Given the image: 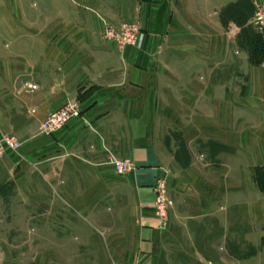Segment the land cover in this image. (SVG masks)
Masks as SVG:
<instances>
[{
    "label": "crops",
    "instance_id": "obj_1",
    "mask_svg": "<svg viewBox=\"0 0 264 264\" xmlns=\"http://www.w3.org/2000/svg\"><path fill=\"white\" fill-rule=\"evenodd\" d=\"M260 1L0 0V130L20 142L0 157V184L24 194L9 213L92 264H165L164 241L182 234L215 264H264V35L248 33ZM101 19L136 22L135 46L104 39ZM67 99L78 114L40 134ZM105 149L134 169L115 171ZM164 174L163 229L152 184Z\"/></svg>",
    "mask_w": 264,
    "mask_h": 264
},
{
    "label": "rangeland",
    "instance_id": "obj_2",
    "mask_svg": "<svg viewBox=\"0 0 264 264\" xmlns=\"http://www.w3.org/2000/svg\"><path fill=\"white\" fill-rule=\"evenodd\" d=\"M242 14L244 15V11L242 12ZM100 21L102 24L100 35L104 39L112 41L119 49L135 46L140 34V28L136 22H131L137 27L135 40L132 43H128L127 45L119 46L112 35L105 34L104 25H106L107 28H110L114 35V32H119L120 24L124 21H119L115 24H109L102 19ZM103 21L105 22V24ZM248 33L251 34L254 38L261 36L256 31H254L253 28L248 30ZM261 118L264 122V100L263 108L261 109ZM0 132L13 135L1 130ZM166 138L167 140L168 138L172 140V145L175 148V159L177 163L179 165H185V163L187 162V155L183 146V142L179 138V135L175 132L166 131ZM208 147L214 149V146L209 145ZM5 151H9V149H4L3 152ZM202 161H204L203 164L204 167L207 168V171L210 170L209 167L217 166L216 159L213 157L204 156L202 157ZM262 161V163L264 164V157ZM133 169L134 167L128 171H131ZM164 175L167 185L168 177L166 174ZM9 185L10 184H0V264H92L91 259L94 257L93 253H58L55 251L56 238L53 234L50 235L51 231L43 227L39 220L35 221L28 218L25 219V216H23V214L9 213L10 208L13 206V200L11 199V197L14 198L15 194L18 192L21 198H23L24 196L23 190L19 191L18 189H13L14 186ZM33 191L37 190L33 189ZM188 196H190V193H188ZM21 200L22 199H20L19 201ZM262 233L264 234V230L262 231ZM183 235L184 234H182V236L177 238L175 241H172L170 239H166L164 241L162 252L160 254L161 261H164L165 264H215L211 259L201 257L200 254L191 252L190 247L193 241V237L189 235L184 237ZM70 238L71 240H73L74 237L72 236V234ZM41 241L43 242L42 244ZM45 242H47L48 248L51 249L50 251L44 250L43 244H45ZM250 253L251 249L248 248L239 251L237 255L246 256ZM223 256L225 259L227 257V254L224 253ZM73 258L74 261H72ZM221 262L222 264H229L225 261Z\"/></svg>",
    "mask_w": 264,
    "mask_h": 264
},
{
    "label": "built area",
    "instance_id": "obj_3",
    "mask_svg": "<svg viewBox=\"0 0 264 264\" xmlns=\"http://www.w3.org/2000/svg\"><path fill=\"white\" fill-rule=\"evenodd\" d=\"M104 22V21H103ZM250 26L260 35H264V0L254 4L252 16L250 18ZM105 24V22H104ZM137 27L131 22H122L118 33L114 35L110 28L104 25V32L107 35H112L119 46L132 43L136 38ZM264 72V62L262 64ZM23 88L32 90L35 88L34 84L23 82ZM78 114V104L73 99H67L63 104L52 111H49L44 118L39 122L38 132L42 135H50L58 127L62 126L71 116ZM20 145L17 138L10 134L0 132V157L4 149L16 151ZM107 153V161L113 166L115 171L119 173L126 172L133 168L130 161L126 158L118 159L110 151L105 149ZM153 198V212L155 213L160 228H165L168 222L169 198L167 194V185L165 175L157 177L152 184Z\"/></svg>",
    "mask_w": 264,
    "mask_h": 264
}]
</instances>
